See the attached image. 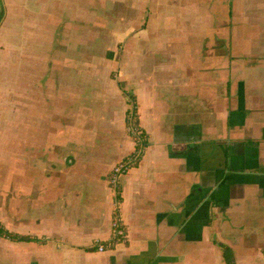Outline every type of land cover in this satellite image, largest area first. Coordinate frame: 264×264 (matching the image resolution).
Returning a JSON list of instances; mask_svg holds the SVG:
<instances>
[{"label": "crops", "instance_id": "0c3cea01", "mask_svg": "<svg viewBox=\"0 0 264 264\" xmlns=\"http://www.w3.org/2000/svg\"><path fill=\"white\" fill-rule=\"evenodd\" d=\"M81 1L0 0V226L17 235L0 234V264H229L225 248L264 264V0L155 10L173 17L170 39L147 72L129 77L139 50L121 67L146 145L120 177L126 238L111 246L108 174L135 145L124 117L82 122L80 84L51 45Z\"/></svg>", "mask_w": 264, "mask_h": 264}, {"label": "rangeland", "instance_id": "374dc122", "mask_svg": "<svg viewBox=\"0 0 264 264\" xmlns=\"http://www.w3.org/2000/svg\"><path fill=\"white\" fill-rule=\"evenodd\" d=\"M192 1L196 0L187 2L192 4ZM146 2L147 0H82L81 7L76 8L75 12L66 10L68 18L71 16L69 12L73 13L71 16L73 20H67L65 40L51 42V45L65 51L67 84L72 82V77L80 84L81 120L84 124L87 117H124L122 131L130 136L126 117L130 113L133 117H139L138 98L133 92L134 79L130 78L125 82L120 79L123 72L121 67L125 65L129 56L139 50L136 57L129 59L131 61L128 65L129 77L136 76L139 67L146 72L150 70L152 59L149 55H159V51L165 45L162 37L169 40L173 30V26L169 25L173 17L155 10L177 13L178 8L182 6L180 0H148V8L152 10V18L149 17L148 23L149 10L145 7ZM157 17L156 36L152 40L145 37L144 42L138 41L140 37L151 34ZM227 17L231 19L229 15ZM170 44L169 49L173 52V44ZM180 46L182 51L186 49L183 42ZM166 48L165 46L159 58L170 56ZM33 50L35 54V49ZM41 55L39 53L35 59L40 60ZM165 75L166 72L160 76L165 78ZM114 88L118 91L116 92ZM119 101L125 102L122 108L115 105V102ZM84 124L82 128L87 127ZM91 125H95L97 129H105V121H94Z\"/></svg>", "mask_w": 264, "mask_h": 264}, {"label": "built area", "instance_id": "2783aa9c", "mask_svg": "<svg viewBox=\"0 0 264 264\" xmlns=\"http://www.w3.org/2000/svg\"><path fill=\"white\" fill-rule=\"evenodd\" d=\"M127 130L131 135L136 136L140 131V128L137 125H134L131 121H129L127 125ZM132 139L135 145L133 150L123 158L119 159L116 163H114L108 174V185L115 198V210L111 219V236L109 241L107 242L108 246H111L115 242H122L126 238V227L117 210L119 202L118 196L120 191L119 180L123 174H125L132 166H135L138 163L144 151V146L143 144H141V140L138 138ZM104 249L105 244L100 243L98 245V250Z\"/></svg>", "mask_w": 264, "mask_h": 264}, {"label": "trees", "instance_id": "16d2710c", "mask_svg": "<svg viewBox=\"0 0 264 264\" xmlns=\"http://www.w3.org/2000/svg\"><path fill=\"white\" fill-rule=\"evenodd\" d=\"M128 111V110H127ZM126 111V112H127ZM129 117H130V120H129ZM129 121H131L134 125H137L138 127H139V125H138V121H137V117H133V115H132V113H130V115L128 116V117H126V122H128L129 123ZM140 128V127H139ZM130 136L132 137V138H138V139H140L141 140V144H143V146L145 147V145H146V134H145V132L142 130V129H140V131L138 132V134L136 135V136H134V135H131L130 134ZM0 234L1 235H5V236H9V237H14V238H17V235H14V234H12V233H9L7 230H5L2 226H0ZM225 254H226V259H227V262L229 263V264H235L234 263V261H233V259H232V257H231V255H230V252L228 251V249L227 248H225Z\"/></svg>", "mask_w": 264, "mask_h": 264}]
</instances>
